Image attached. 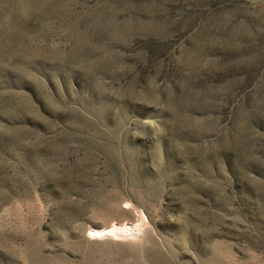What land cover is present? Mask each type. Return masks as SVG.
I'll return each mask as SVG.
<instances>
[{
  "label": "rangeland",
  "instance_id": "rangeland-1",
  "mask_svg": "<svg viewBox=\"0 0 264 264\" xmlns=\"http://www.w3.org/2000/svg\"><path fill=\"white\" fill-rule=\"evenodd\" d=\"M0 264H264V0H0Z\"/></svg>",
  "mask_w": 264,
  "mask_h": 264
},
{
  "label": "bare ground",
  "instance_id": "bare-ground-1",
  "mask_svg": "<svg viewBox=\"0 0 264 264\" xmlns=\"http://www.w3.org/2000/svg\"><path fill=\"white\" fill-rule=\"evenodd\" d=\"M131 227L127 225H124V227H122V225L120 226V225L114 224L111 227H107V228L100 229V230L92 229V232L94 233V235H97V236L107 235V236L115 237L118 234H120L121 231H124L130 234V232L128 231L132 229ZM138 230H139V226L134 227V231H138Z\"/></svg>",
  "mask_w": 264,
  "mask_h": 264
}]
</instances>
